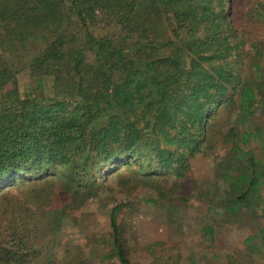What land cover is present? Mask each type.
<instances>
[{
  "label": "trees",
  "instance_id": "1",
  "mask_svg": "<svg viewBox=\"0 0 264 264\" xmlns=\"http://www.w3.org/2000/svg\"><path fill=\"white\" fill-rule=\"evenodd\" d=\"M112 3L0 0V205L5 204L0 264L35 261L27 241L32 231L18 208L11 211L10 187H48L40 190L39 209L58 234L114 178H121L119 186L126 191L153 187L172 205H182L191 161L210 156L221 144L236 162L223 174L229 186L227 212L238 215L259 205L264 164L243 148L255 137L227 123L218 129L216 118L227 109L253 117L264 108V48L240 27L248 18L264 26V1ZM101 4L115 12L125 7L156 11L172 27L171 36L158 44L170 54L152 59L138 44L127 49L94 36L85 13ZM72 14L85 27L77 47L69 42L75 39L68 30ZM26 70L37 90L44 88V78L53 77L55 97H22L18 81ZM51 183L73 202H54ZM124 206L110 214L113 255L121 264H132L118 221ZM7 221L15 224L6 227Z\"/></svg>",
  "mask_w": 264,
  "mask_h": 264
},
{
  "label": "rangeland",
  "instance_id": "2",
  "mask_svg": "<svg viewBox=\"0 0 264 264\" xmlns=\"http://www.w3.org/2000/svg\"><path fill=\"white\" fill-rule=\"evenodd\" d=\"M99 1L112 3V0ZM256 5L257 1L251 4L252 12ZM85 14L86 28L97 38L112 39L127 49L138 44L143 48L142 54L152 59L171 52L170 48H159L158 44L171 36L172 27L169 22H162L153 9L140 12L137 7H125L115 12L113 7L108 9L101 4ZM70 18L68 30L75 39L69 42L77 47L82 44L85 27L75 15ZM240 27L264 48V26L260 22L248 18ZM128 33L130 38L126 39ZM44 79V88L37 90L31 73L23 71L18 81L21 96L54 98V78ZM235 109L218 113L217 128L224 129L227 123L228 128L252 134L254 140L242 147L250 149L260 164H264V108L258 109L253 117L240 116ZM233 163H236L235 156L221 144L210 156L199 155L193 159L180 194L186 196V201L180 206L164 200L153 187L141 185L130 192L119 186L120 177L111 179L97 198L83 203L75 221L70 219L58 234L52 232L49 217L39 209L40 190H49L46 186L37 187L32 183L6 189L11 198L15 197L12 198L15 206L9 210L18 208L32 231L30 242L27 239L34 247L32 264H121L113 255L110 224L112 209L121 204L127 205L119 212L121 242L132 264H264V187L256 194L259 205L252 211L245 209L238 215L229 214L224 201L229 186L223 174ZM49 186L54 202L57 199L73 202L58 185ZM4 207L5 204L0 205L1 218H4ZM14 224L7 221L6 227Z\"/></svg>",
  "mask_w": 264,
  "mask_h": 264
}]
</instances>
